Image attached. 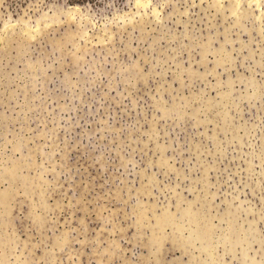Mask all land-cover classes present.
<instances>
[{"label": "rangeland", "instance_id": "1", "mask_svg": "<svg viewBox=\"0 0 264 264\" xmlns=\"http://www.w3.org/2000/svg\"><path fill=\"white\" fill-rule=\"evenodd\" d=\"M0 200V264H264V0H0Z\"/></svg>", "mask_w": 264, "mask_h": 264}, {"label": "bare ground", "instance_id": "2", "mask_svg": "<svg viewBox=\"0 0 264 264\" xmlns=\"http://www.w3.org/2000/svg\"><path fill=\"white\" fill-rule=\"evenodd\" d=\"M13 25V24H12ZM5 198V197H4ZM6 199V198H5ZM1 201V200H0ZM4 201V200H3Z\"/></svg>", "mask_w": 264, "mask_h": 264}]
</instances>
